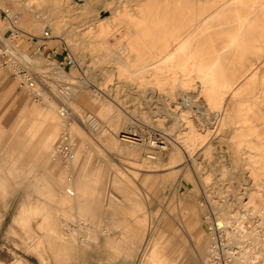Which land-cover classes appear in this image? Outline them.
<instances>
[{
	"label": "rangeland",
	"instance_id": "1",
	"mask_svg": "<svg viewBox=\"0 0 264 264\" xmlns=\"http://www.w3.org/2000/svg\"><path fill=\"white\" fill-rule=\"evenodd\" d=\"M28 1L0 0V9L35 37L51 28L53 39L27 52L38 101L0 87V264H149L156 244L168 264H264V24L243 22L253 0ZM101 22L108 34L98 38ZM179 35L185 50L170 63L164 47L175 52ZM65 47L77 62L66 76ZM33 109L54 113L49 148L47 124L27 136L43 121ZM67 132L71 157L57 149ZM215 220L253 233L213 238ZM57 228L74 234L71 255L48 237Z\"/></svg>",
	"mask_w": 264,
	"mask_h": 264
},
{
	"label": "built area",
	"instance_id": "2",
	"mask_svg": "<svg viewBox=\"0 0 264 264\" xmlns=\"http://www.w3.org/2000/svg\"><path fill=\"white\" fill-rule=\"evenodd\" d=\"M0 19L4 23L5 29V33H0V71H4L11 78L16 80L20 91L31 96L35 101H38L42 97V91L39 90L41 82L38 79V74L34 71V67L30 61V55L22 50L17 43L20 40L35 41V43L38 44L37 51L39 52L42 48H45L44 43L52 39L50 30L46 31L42 38L25 34V32L19 28L20 17L12 13L9 9H0ZM65 51H67L66 47ZM52 56H56V53L50 55L49 58ZM76 65V60L72 58L67 51L65 59L59 63V70L66 76L67 70L69 68H75ZM43 78L46 79V77ZM47 80L50 81L51 79L48 78ZM61 83L63 84V82ZM61 94L66 99L74 97L70 89L65 86H62ZM60 114L64 118H68L69 116L65 107L61 108ZM97 122L98 120L96 117L88 116L86 118V124L90 127H96ZM57 149L59 153L71 157L73 142L70 133L67 132L62 135L61 143Z\"/></svg>",
	"mask_w": 264,
	"mask_h": 264
},
{
	"label": "bare ground",
	"instance_id": "3",
	"mask_svg": "<svg viewBox=\"0 0 264 264\" xmlns=\"http://www.w3.org/2000/svg\"><path fill=\"white\" fill-rule=\"evenodd\" d=\"M196 1V3L197 2H200V1H202V0H195ZM241 0H225L224 2H223V5H222V7L223 6H228L229 4H232V3H235V2H240ZM36 2V1H35ZM35 2L34 1H32V0H29L28 1V3H27V6H28V8H33L34 7V5H35ZM205 2L207 3V2H211L210 0H205ZM252 5V11H251V15L249 16V18H247V19H245V20H243V22H247V23H249L250 21H255L256 20V18H259L260 17V19H261V22H263V24H264V0H253V3L251 4ZM1 8V7H0ZM3 9H4V7H3ZM5 9H7V8H5ZM215 12H216V10H212L210 13H208V14H204V13H201L200 14V16L199 17H196V18H193L194 20L193 21H195V20H197L198 18L200 19V23L199 24H203V23H206V22H208V20L210 19V18H212L213 17V15L215 14ZM110 19V17L109 18H107V19H105V20H109ZM105 20H103V21H105ZM1 21V20H0ZM253 21V22H254ZM60 24H61V21H57L54 25H52V26H55V27H60ZM110 24V23H109ZM250 24V23H249ZM198 25V24H197ZM196 25V26H197ZM200 25V26H201ZM196 26H194V29H196L197 27ZM19 28H20V26H19ZM193 28V27H192ZM21 29V28H20ZM23 30V29H22ZM49 30V29H48ZM24 31V30H23ZM50 31H51V28H50ZM94 31L95 32H92V33H94L95 35H97V37L98 38H101V37H104V36H106L107 34H108V28H107V24H105V23H102L101 22V24H99L98 26H95L94 27ZM0 32H1V30H0ZM25 32V31H24ZM25 34H27L26 32H25ZM29 35V34H28ZM180 38H181V36L179 35V36H177V40H178V42H177V47H176V50H175V52H169L168 51V46H165L164 47V52L166 53V56L168 57V62H174L175 61V57L177 56V55H181V54H183V52H184V50H185V48H184V45H182V42L183 41H181L180 40ZM52 39H53V37H52ZM190 39V38H189ZM188 42V41H187ZM99 45H100V43H99ZM102 45H103V47L104 46H106V50H109L110 48H111V45L109 44V42H107V43H105V44H103L102 43ZM108 45H110L109 47H108ZM196 46V45H195ZM124 51H126L127 53H131L132 52V48H131V45L130 44H128L126 47H124V49H123ZM167 50V51H166ZM161 51V50H160ZM120 53V52H119ZM166 57V58H167ZM30 61H31V63L33 64V60L32 59H30ZM229 63V62H228ZM151 66V65H150ZM180 66L183 68V70H185V72H186V75H188V74H191L192 73V69H191V66H188V64H187V62L186 61H183L182 62V64H180ZM172 66H168L167 67V69H169L170 71H173L172 70ZM181 68V69H182ZM211 71V70H210ZM252 74V73H251ZM195 76V75H194ZM192 78V77H191ZM195 78V77H194ZM199 79V78H198ZM206 86H205V84L203 83V88H205ZM209 89V88H208ZM204 92H205V90H204ZM202 93V92H201ZM207 95V94H206ZM209 100V99H208ZM182 116V115H181ZM97 125H99V123L97 122ZM96 125V126H97ZM192 130V129H191ZM192 132V131H191ZM190 133V132H189ZM194 135V134H193ZM187 136V135H186ZM204 139V138H203ZM123 140L124 141H127V142H131V143H135V142H141V140H139L137 137H136V135L135 134H131V133H127V134H125V135H123ZM186 140V139H185ZM154 143V142H153ZM185 143V146H186V150H187V154L191 157V158H193L194 159V154H195V148H196V146H195V138L192 136V133H190L189 135H188V139L184 142ZM75 148H76V146H75ZM245 150V149H244ZM254 198V197H253ZM251 199V198H250ZM252 200V199H251ZM250 204V203H249ZM252 205V204H251ZM250 206V205H249ZM248 207V206H247ZM25 210H24V208L22 209V212H24ZM248 212H250V216H254V212H251L250 210H248ZM261 217H264V213L262 212L261 214ZM241 225V224H240ZM236 226V224H234L233 222H232V220H228V221H226V223H224V222H218L217 220H215L214 221V223H213V231H212V237L213 238H217V237H219V234L221 233V232H226L227 234H228V236H230V237H234V238H237V236H239V239H245L246 237H249V236H251L252 235V233H253V231H252V233H250L249 232V230H247V228H245V227H243V226ZM250 231H251V229H250ZM257 237V236H256ZM66 244V243H65ZM257 244L259 245V247H261L262 245H260V243H259V241L257 240ZM69 246V245H68ZM67 245H66V247H68ZM212 247V245L210 246V248ZM264 246H262L261 247V249L263 250L264 248H263ZM246 251V250H245ZM246 252H248V250L246 251ZM233 254V253H232ZM256 258V257H255ZM258 258V257H257ZM239 258H236V261L234 262L235 264H245V263H248V260H245V262H242L241 260H242V258H240L239 260H238Z\"/></svg>",
	"mask_w": 264,
	"mask_h": 264
},
{
	"label": "crops",
	"instance_id": "4",
	"mask_svg": "<svg viewBox=\"0 0 264 264\" xmlns=\"http://www.w3.org/2000/svg\"><path fill=\"white\" fill-rule=\"evenodd\" d=\"M1 23L2 22L0 21V30L2 31L4 29V27L1 25ZM27 34H29V33H27ZM29 35L33 36L32 34H29ZM20 47L25 52L35 53L34 50L36 47V43H34L33 41L24 40L23 45ZM15 84L17 85V87H16V90H13ZM0 87L2 88V93H3V89H4V91L6 92L5 93L6 95L10 94L12 90L15 91L16 93L17 92L22 93V91H20V89L18 87V82L16 80H14L13 78H11L4 71H0ZM32 116L43 117V121H36V122L34 121L30 126H28L27 136L29 134L33 133L35 131L36 127L39 126L40 124L41 125L47 124L48 128L46 127L47 128L46 130L48 131V135L45 136L44 139L42 140V147L44 149L49 148L51 146L52 141L54 140V135L52 136V130H54V129L49 127V125L52 126V124H50V123L55 118L54 113L53 112H43V111H40L37 109H33ZM77 199H79V198H77ZM74 200H75V198H74ZM72 201H73V199L70 201V204ZM15 221L17 222L16 219H15ZM129 235L131 236V233H129ZM66 236H67V238H66ZM48 237L55 242L64 244L67 254L71 255L73 249L75 248V243H74L75 238H74L73 233H71V232L65 233L61 229L57 228L55 230L49 231ZM148 240H149V236L146 235V243L148 242ZM66 245L67 246L69 245V246L66 247ZM157 245H159V244H156L151 248L150 255L148 256L149 264H168V263L164 262L162 260L161 256L159 255V253L157 251V249H158Z\"/></svg>",
	"mask_w": 264,
	"mask_h": 264
}]
</instances>
